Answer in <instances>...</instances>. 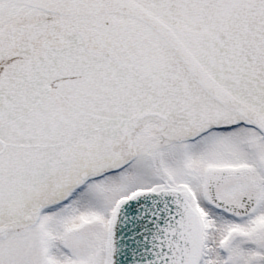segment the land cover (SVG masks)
<instances>
[{"label": "snow or ice", "instance_id": "1", "mask_svg": "<svg viewBox=\"0 0 264 264\" xmlns=\"http://www.w3.org/2000/svg\"><path fill=\"white\" fill-rule=\"evenodd\" d=\"M0 264H264V0H0Z\"/></svg>", "mask_w": 264, "mask_h": 264}]
</instances>
